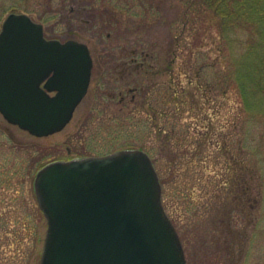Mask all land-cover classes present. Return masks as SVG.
Instances as JSON below:
<instances>
[{"label": "rangeland", "instance_id": "1", "mask_svg": "<svg viewBox=\"0 0 264 264\" xmlns=\"http://www.w3.org/2000/svg\"><path fill=\"white\" fill-rule=\"evenodd\" d=\"M194 2L0 0V31L9 14L26 13L44 25L49 39L87 44L95 60L91 91L63 131L36 137L8 123L0 113V264H40L48 223L36 196L35 179L43 167L55 161L142 147L175 180L164 186L161 183L170 196L163 197V205L180 238L179 228L186 233L181 240L188 264H264V90L251 96L249 107L234 74L228 79L229 87L224 88L221 82L239 66L255 65V51L264 61V40L254 26L240 24L241 18L234 17L235 25H226L228 17ZM138 41L147 53L156 55V62L152 60L146 67L156 73L146 80V91L138 92L134 102L128 93L121 102L119 97H111L121 90L113 86L121 68L116 72L111 59L121 53L131 56ZM251 50L248 61L246 54ZM170 62L172 66H167ZM198 66L203 67L207 84L216 82L219 89L209 95L211 101L206 97L202 102L198 93L196 99L206 111L196 118L189 117L186 94L189 72ZM171 78L186 105L180 111L182 116L175 112L170 119L162 117V127L177 133L173 140H166L165 134L156 135L146 107L150 101L159 104L164 114L173 113L175 104L181 106L179 99L164 103ZM151 83L156 85L148 94ZM191 89L197 92L196 85ZM199 124L207 133L208 162L199 164L192 153L174 158L176 150L186 147L189 151V134L194 141ZM217 144L230 149L219 154ZM244 159L254 172L249 169L251 175H245L250 199L241 193L232 195V185H222L231 165ZM169 160L181 169L178 178L168 169ZM238 198L241 210L232 212L229 204ZM216 203L220 206L217 210ZM231 213L235 235L220 239V233L213 232L220 226L217 219L222 221ZM219 229L223 231L221 226Z\"/></svg>", "mask_w": 264, "mask_h": 264}, {"label": "water", "instance_id": "2", "mask_svg": "<svg viewBox=\"0 0 264 264\" xmlns=\"http://www.w3.org/2000/svg\"><path fill=\"white\" fill-rule=\"evenodd\" d=\"M92 68L87 44L48 40L43 24L11 13L0 32V113L37 137L58 133L85 98ZM32 71H54L47 88L57 94ZM35 192L48 220L41 264H188L144 150L52 162L38 172Z\"/></svg>", "mask_w": 264, "mask_h": 264}, {"label": "trees", "instance_id": "3", "mask_svg": "<svg viewBox=\"0 0 264 264\" xmlns=\"http://www.w3.org/2000/svg\"><path fill=\"white\" fill-rule=\"evenodd\" d=\"M194 4L200 5L202 7H206V8H210L212 10H216L217 13L220 16H224L225 18L228 17L227 19H225V23L226 25H235V21L232 20V18H241V22L240 24L243 25V23L250 25V26H254L255 29L257 30V33L260 34L261 36V40H264V0H195ZM232 5V6H231ZM230 10H232L230 12ZM235 13H238L237 15ZM243 16V17H242ZM231 19V20H229ZM264 45V44H263ZM252 52H254L253 50H251L248 54H246L248 61L249 60V56H252ZM256 56L254 58H256L255 61V65L253 66H239V69L237 70H233L232 72H230L229 74H227V76L224 78L222 77L223 81L222 85H225V87H229L230 84H227L228 79L233 78L234 74V79L237 87L240 90V94L243 98V101L245 100L247 105L250 107L251 103H252V97L253 95H256L257 93H261L264 90V61H262V59L258 58L259 57V53L260 52H256ZM261 54V53H260ZM170 64V63H169ZM250 63H247V65ZM168 66V65H167ZM170 68V67H169ZM167 67L168 70H171ZM192 70L189 72V92H187L186 94V98H189V117L194 116V117H198V116H204L205 115V105L203 103H201L199 100L196 99V97H199L200 95V99L203 102V100H205V98L207 97L210 100V96L212 93H214L215 91H217V89H219V86L217 85V83H209L207 84L208 81H205L204 76L202 75V70L203 67L198 66V67H192ZM154 73H156L154 70H150V69H146L143 71L141 78L142 80L139 81V84L137 86L138 92H143L146 91L145 88V82L146 80L153 75ZM191 73L194 74V77H190ZM174 83H175V79L171 78L170 84H169V90L167 94V98L164 99V103L167 104L168 100L169 101H175L176 100H181V106L180 105H176L175 104V111L173 113H169V112H164V114L160 111V107L159 104L158 106L154 105L151 101L149 102L148 107H146L149 112L150 115L149 117L153 118V123H155L154 125V129L156 131V135L158 134H165L163 137L166 140H173L174 136L176 138V129H172L167 130L164 127H162V123L160 124V121L162 119V117H165L163 120L165 119H170L171 115L174 114L175 112H180L181 109L186 105L185 102V98H181V95H178V93L176 92V89L174 88ZM227 84V85H226ZM156 84H152L151 86L148 87L147 91L148 94H150L153 90H154V86ZM193 85H196V90L197 92H194L191 88H193ZM222 89H224L223 87H221ZM183 90H186L187 88L183 87ZM226 90V89H224ZM223 90V91H224ZM199 93V95H198ZM224 93V92H223ZM163 99V97H162ZM256 105V104H255ZM161 112V113H160ZM165 115V116H164ZM183 112H180L178 116H182ZM198 129V132H196V137H194V141L192 136L189 134V151L187 150L186 152V147L185 149H180V150H176L174 151L175 157L177 158V156H187L190 153H192L193 157L196 158L199 164H204L208 162V159L211 157L210 154L207 152H209L208 147H207V133H206V129L204 125H197L196 127ZM190 133H191V129H190ZM192 145H195V148H193V150H191L190 147H192ZM143 149V147H142ZM230 148H226L225 146H221L220 144H217V153L219 154H224L225 151L229 150ZM145 150V149H143ZM196 150V151H195ZM146 151V150H145ZM151 156V155H150ZM154 160V159H153ZM170 162V160H169ZM238 162V161H237ZM236 161L231 165V170H229L230 174L227 176L228 178H226L225 180H223L224 184L227 186L228 184L232 185L233 187V192L232 195L234 194V192L236 194L241 193L244 194L245 196H247L250 199V187L249 185H247L246 183V179H245V175L250 174L253 169L249 166L246 165L245 163V159L239 161V163H237ZM155 165L157 166V170L161 176V183L163 184V186L165 184H168L170 182L175 181L174 179L172 180L171 178H169V174L167 175L166 173H164V166L160 163H158V161L154 160ZM230 165V162H229ZM228 165V166H229ZM169 170H173L177 173V178H178V173H180L179 167L177 166V164H175V161L170 162L169 163ZM250 169V170H249ZM222 182V183H223ZM185 189H189V188H185ZM189 196V194L187 195ZM163 197H170L166 194V191L163 188ZM235 203L234 204H229V208L232 212H235L236 209L237 211H240V207H239V203L241 200V198L234 199ZM245 201V200H243ZM212 202V200H211ZM213 203V202H212ZM209 205H211V203L209 202ZM166 206V205H165ZM207 206V205H206ZM219 204L217 205V203L215 204L214 208L217 210V208H219ZM240 209V210H239ZM219 215V213H218ZM234 216L233 214H229V216H224V219H222V221L218 218V222L216 223V225H219L222 227L223 231L219 229V227H216L213 232H215L214 234H219L222 239L223 237H227L229 238L230 236L235 235V225H234V220H233ZM179 232L181 233V238L183 239L186 236V233H184L183 228H179ZM222 234V235H221ZM218 239V238H217Z\"/></svg>", "mask_w": 264, "mask_h": 264}, {"label": "flooded vegetation", "instance_id": "4", "mask_svg": "<svg viewBox=\"0 0 264 264\" xmlns=\"http://www.w3.org/2000/svg\"><path fill=\"white\" fill-rule=\"evenodd\" d=\"M138 44L139 45L137 46V48L132 50L131 56H128L129 54L121 53L120 55H118L117 58L111 59V60H113L111 63H113V66H115L116 72L119 70L117 68H119V67L121 68V70L119 72L120 77H117L115 84L113 83V86L121 87V90L118 91L117 94H116V92H113L111 97L112 98L119 97L121 102H123L124 99H126L127 93L132 94L131 100L133 102L136 100V95L138 93L137 86L139 84V81L142 80L141 75H142L143 71L146 70V67L148 66V62H150L152 60L156 62V60H157L156 55H154L153 53H147L145 51L144 44L142 46L140 45L141 41H138ZM92 57H93V54H92ZM94 65H95V60L93 57L92 78H91V84H90L89 91H88L87 95L91 91V86H92L93 79H94L93 78L94 73H95V66ZM150 66H153V65H150ZM168 66H172V62H170V64H168ZM108 70H109V68H108ZM43 72L40 73V72L32 71L31 75L34 78H36L38 81H40L39 87L42 90H44L50 96H55L57 91H50L47 88V84L52 79L55 72L54 71H52L51 73L49 71L44 72V73ZM110 76H112V75H110ZM110 82H111V79H108V83H110ZM87 95H86V97H87ZM42 254H43V252H42ZM41 259H42V256H41ZM40 264H41V261H40Z\"/></svg>", "mask_w": 264, "mask_h": 264}]
</instances>
